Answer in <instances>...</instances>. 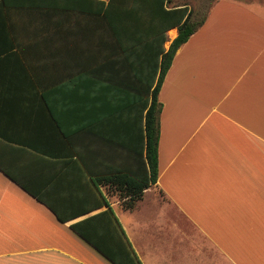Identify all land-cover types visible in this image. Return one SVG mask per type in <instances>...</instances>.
<instances>
[{
    "label": "crops",
    "instance_id": "obj_1",
    "mask_svg": "<svg viewBox=\"0 0 264 264\" xmlns=\"http://www.w3.org/2000/svg\"><path fill=\"white\" fill-rule=\"evenodd\" d=\"M142 56L91 0H0V264H114L72 226L115 220L142 264H264V16L219 0L178 49L158 181L127 209L96 178L143 172Z\"/></svg>",
    "mask_w": 264,
    "mask_h": 264
},
{
    "label": "trees",
    "instance_id": "obj_2",
    "mask_svg": "<svg viewBox=\"0 0 264 264\" xmlns=\"http://www.w3.org/2000/svg\"><path fill=\"white\" fill-rule=\"evenodd\" d=\"M91 1L99 5L120 47L142 51L144 55L142 60H145L143 64L149 71L147 88L144 85L142 87L139 163H143V172L136 175L131 173L101 175L96 178L98 183L105 182L115 186L123 206L132 209L142 198L144 191L156 184L159 177L160 115L163 108L159 99L160 90L178 49L205 24L214 3L208 11L196 15L189 3L171 6L172 0ZM174 28L178 29V35L171 42L169 49H166L164 44L169 40L168 32ZM144 96H147V102ZM19 184L33 194L24 183ZM108 214L114 218L111 209L93 217ZM60 218L63 220V217ZM115 223V226H111L110 232L106 231L99 240L87 230H83L79 224L72 227L114 264H142L120 222L115 220Z\"/></svg>",
    "mask_w": 264,
    "mask_h": 264
},
{
    "label": "rangeland",
    "instance_id": "obj_3",
    "mask_svg": "<svg viewBox=\"0 0 264 264\" xmlns=\"http://www.w3.org/2000/svg\"><path fill=\"white\" fill-rule=\"evenodd\" d=\"M218 1L219 0H173L174 3L173 5L189 3L194 13L197 15L208 11L209 7L213 3L215 4V2ZM222 1H228V0H222ZM239 1L246 3L256 13L259 12V15L264 16V0H239ZM170 35L171 33L169 32V36ZM170 42L171 40L166 43V46H170Z\"/></svg>",
    "mask_w": 264,
    "mask_h": 264
}]
</instances>
